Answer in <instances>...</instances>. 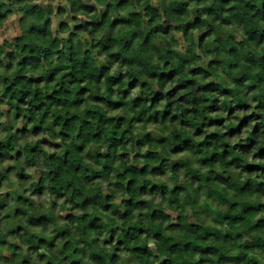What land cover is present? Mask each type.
<instances>
[{
  "label": "trees",
  "instance_id": "1",
  "mask_svg": "<svg viewBox=\"0 0 264 264\" xmlns=\"http://www.w3.org/2000/svg\"><path fill=\"white\" fill-rule=\"evenodd\" d=\"M197 3L205 2V0H196ZM72 4V11H78L80 9L85 10L86 12H95V7L91 6V0H70ZM130 3V0H118L117 7H123ZM9 5L6 6L3 3V0H0V33L4 35L8 28V25L12 29H17L22 33L13 44H9L5 41L7 48L11 51H5V47H0V67L5 68L6 70H11L13 66V61L18 60L21 71L27 70L29 68L36 69L39 67L47 66L48 69H51V66L57 62H60L59 66H63L68 61H72V67L74 74L77 78L88 79V78H97L99 82V77L101 72L97 70L95 62L86 56L82 51L84 46L91 48L99 47L101 48V53L108 51L112 46H118L120 49V54L111 56L112 60H121L124 57V63H140L142 58L140 56V48L134 47L137 40L149 44L150 47L158 46L159 51L167 53V48L165 47V41L163 37H167L174 29L180 31L183 29L184 36L189 37V32L193 28L202 27L206 25L209 29L208 32H204L200 35L198 43L195 41L192 42V47H189L186 50L184 55L176 54L180 56L182 61H191L193 59L199 60L200 57L196 56L193 52V48L199 47L208 53L209 49H212L214 55V60L211 64L207 65V71L205 67L198 68L193 75L197 73H203V78L212 75L215 76L218 70H227L229 65L233 68L236 67L234 61L244 58L251 60L254 66L260 68V72L255 75H249L247 72L239 74H233V79L238 84L239 88L245 89L243 93H234L233 91L224 88L222 84L210 83L207 87L200 88L198 87V82L196 80L188 81L184 83L181 81L180 87L173 89L169 93H163L162 91L152 90L151 92L137 97L135 100L131 101L129 105H125L123 102L119 104H112L110 101L109 107H131L132 110L140 108L141 111L137 113V116L140 118L137 122H145L144 116L147 113H152V109L156 107L160 100L165 98L171 101V98L180 91V88H189L193 92L188 95L181 97L178 103L183 101H188L190 103H198L199 100L195 99L196 92H207V93H216L219 92L221 96H232L236 95L237 99L235 101L236 107L232 108L230 105L221 106V103L218 99L215 102L205 109L204 111L210 113H219L221 111H227L229 118H231L236 111H249L251 108L250 104L244 103L240 100V95H243L246 99L248 94L257 91L258 95L251 97L253 102L258 101L256 109L252 110V115L244 117L241 121L239 127L230 128L227 133L224 135L212 134L208 136V141L203 146H197L193 143L191 139L185 135L183 139L181 137H176L173 140L169 137L167 140H159V143L167 145L168 148H172L174 151H184L192 150L196 154H199L203 149L211 148L213 142L217 147L221 146V142L235 135H239L243 132L244 128L252 121L257 120L260 123H257L254 128L251 136L249 137L248 142L241 143L237 145L236 148L239 149L240 153L243 156H247L248 153L252 151L253 148H257V153L254 159H264V58H257L252 56L249 53L246 57H241V53L237 49H244L245 46L255 45L257 48L261 44H264V28H261V25L264 24V0H216L214 6L210 9H204L200 15L207 13L209 16L214 17L215 19L212 23H208L195 16L191 22L188 23H174V19H177V16L174 14H183L186 12V6L184 3H180L174 9L163 8L161 6L158 11L156 8H152L150 11H147L145 15L152 16L154 19H158L161 16L167 17L164 20L163 24H158L156 27H151L150 22L145 23L143 19L139 16L133 15L129 19L117 18L115 21H109L107 13L101 14L96 18L92 23H81L76 25L75 30L72 33V38H75V33L79 31H88L92 30L90 33H94L100 30L105 25H109L108 30L105 32L104 39L97 42L95 40L85 41L81 44L77 41L75 44H72L71 40L69 41H56L52 38V30L50 28L51 19H45V14L47 13L50 16L51 9L44 8L40 5H33L31 0H9ZM16 5H23L22 7L17 8ZM229 5H234L229 7ZM66 9L60 8L59 12L62 14ZM23 12L24 17H18L16 21H9V17L13 13ZM228 14L227 16L225 14ZM29 17H35L36 23L27 22ZM75 19V16L71 17ZM218 19L222 24L231 23L236 21L240 25L245 27V35L248 39L239 37L237 35H231L223 31L221 28L215 26V20ZM5 21H8L6 24ZM40 21H44L42 24ZM27 22V23H26ZM117 23L121 24H135L139 29L141 24H144V28L141 31H132L126 33L122 38L116 40L112 39L111 30L115 28ZM68 28V23L66 21H61L57 31H62ZM213 32L216 34V41L213 44H205V40L208 37H211ZM28 40L27 45H23L22 41ZM37 41L47 47L37 46ZM59 44H63V49L59 48ZM231 57V59L229 58ZM56 58V59H54ZM167 68L168 65H165ZM182 66H177L175 63L172 64V70L168 72H162L159 69H148L149 73L155 77L159 75L161 80V88L164 84L172 80L176 75L182 72ZM108 69H104V73H107ZM51 82V76L45 77ZM44 79V78H42ZM123 79L121 75L120 80ZM120 80L113 81V83H120ZM246 81H251V83H246ZM42 80H27L21 79L19 76L14 80L11 86L6 90L3 96H0V104H3L5 99L17 100L18 104H29L30 110L33 113L32 119H28L27 123H32V120L35 119V113L40 111L43 108L51 110L53 104H64L69 112L67 115L57 118L54 125L45 127L43 125V119L38 123V126H35L31 134L39 135L41 132H50L52 127L60 126L65 131L61 132V135L64 138V141L72 140L71 148V158L67 160H60L56 156H48L47 153H42L39 149L34 148L31 152H27L26 149H20L16 151V147L20 139L25 138L29 135V129L27 124L23 125L21 128L17 129L16 134L11 136L7 144L0 143V164H3L5 160L15 159L19 161L21 157L25 158V161L28 166L36 164L40 155L45 157V166L50 170L54 171V175L45 174L41 177L39 184H33V195L43 196L45 191H49L55 197V200L52 202L51 209L45 211L42 206H37L35 202L30 199H26L19 191H13L4 195H0V262L2 264H16V261L21 260L22 264H39V261H44L47 257L44 254L39 253L41 247H45L47 251H52L56 249V240L61 238H67L63 249L60 251L59 256H63L64 259L60 260L59 256H53L52 260L48 261V264H85V261H90V264H116V261L120 260V257L115 254H109L104 248L100 247L99 236L103 235L105 231L109 233L110 239L104 241L105 245L111 244L113 241H117V247L115 252H119L122 249L124 251H133L135 255L131 259H126L122 261V264H264V237H252L245 244H238L240 236L235 232H230L228 235H221L220 231L209 230L207 228L201 230V225L205 223L204 220L196 217L194 221L190 223L191 218L184 217H168L165 216L163 211H154L151 212L147 217L145 216H133L132 213L136 208L143 207H152V202H142V196H151L153 199L155 197H166L170 202L178 200L179 197L177 193L184 191L185 188L188 189L189 196L191 199L195 193V189L191 188L189 184H185L183 187H177L176 191L172 194H169V191L166 186L160 182H153V186H149L144 182L141 177L144 174L149 173V168L146 166L140 168L138 166H133L127 169L124 177L121 178L120 182L116 185H111L110 187L124 188L131 195V199L125 200L124 203L120 206L109 204L108 200L112 199L111 196L104 197L102 195L97 196L96 190H90L86 192L79 191L80 184L78 183L71 193L66 187L68 183L67 175L68 173H74L77 170V157L78 153L83 151V144L79 147L77 146V140H82L85 144L92 138L89 134L93 133L97 129L103 130L104 123L112 124L111 121L104 122L102 118L99 117L96 113H91L92 123L89 126L87 122L82 121L83 127L87 129V132H83L80 124L74 122L75 120H80L78 113L71 112L72 108H77L82 101L79 99L74 100L71 104L66 95L54 94L53 96H45L41 98L39 94L35 95L32 100H29L28 97L32 95L30 91L31 84H39ZM0 83H7V81L0 78ZM141 83L139 80L133 79L132 82L127 86L129 92L125 95H130V90L135 87L136 84ZM17 85L21 86L22 90L13 91L17 88ZM147 87V85H142ZM123 87V86H122ZM28 90V91H24ZM87 89L81 90V95L86 92ZM8 93H11L9 98ZM203 99V98H200ZM207 102V101H205ZM172 104L169 103L168 108L171 109ZM3 115V113H0ZM8 115L11 116V112H8ZM48 112L44 113V119L47 118ZM171 115L170 112H166L161 116L159 113H152L149 119H157V122L162 123L168 119V116ZM191 115L192 119H186L185 117ZM203 112H198L197 108L187 110L184 113V116L173 115L172 122H175L177 119L181 120V123L185 127H194L196 129L197 135L205 134L203 132L204 127L217 126L223 128L225 120L221 117H209L203 120V123L200 122V117H203ZM20 117L19 109L16 119ZM123 118L120 120V124H123ZM113 129L119 127V125L113 124ZM130 124L128 128H130ZM14 127L11 122L9 124H0V133L2 132H11ZM77 130L82 131L80 137H75L74 133ZM126 136V131L119 133L118 137H113L109 140L108 136H105L103 141H100L97 138V143L107 144L110 143L111 147L108 150V153L103 156H99L98 162L100 160H106L113 162L117 159V149L123 144L125 147L128 143L133 144V150H136L139 147H142L146 142H152V136L146 137H132L130 139H124ZM179 141V144H177ZM40 143L46 144L51 148H68L67 144H57L54 140L45 139ZM225 147V152L223 154L213 155L211 152L205 150L204 155L208 157L206 160L200 161V163L205 165H215L219 162L221 165H228L227 156L232 155L235 157V150L228 152L227 149L231 147L230 145H223ZM167 150V149H165ZM15 153V155H13ZM32 153H35L33 155ZM121 159H126V157H120ZM139 154H137L136 159L138 160ZM147 161L152 166V171L150 174L158 175L163 177L168 171H171L174 174V177L178 178L181 174V168L185 167L186 162L181 161L179 163L170 162L164 160L161 154L155 152H149L145 157ZM49 161H55V163H49ZM159 163V166L156 164ZM233 163H236L238 167L244 168L246 172H264V167L256 166L252 164H247L246 159L242 161L233 160ZM15 172L20 181H28L32 179L30 176L23 174V169L20 167H10L5 169L4 172H0V187L4 186V181L8 179L9 174ZM130 173V174H128ZM186 176H192V183L199 180L200 177L192 174L190 171L184 173ZM109 171L105 169L101 172H94L92 176L88 175L87 170L81 173V178L88 183H91L92 180H105L108 179ZM61 176H64V179H61ZM219 179L223 180L225 183H228V180H225L223 176H220ZM45 180L48 181L45 185ZM159 184V186H155ZM143 185V187H142ZM11 187V185H9ZM23 185L21 184L20 187ZM214 185H207V189H210ZM237 188H246L248 192H259L264 196V184L254 185L252 181H249L247 185L242 186L238 177L231 180L229 187ZM240 195V192L237 193ZM65 196L68 197L70 203H74L75 207L87 208L89 205H93L98 209H103L105 213L111 212L113 215H118L120 219L124 222L125 231H121L119 228H112L110 222L108 224L103 223V217H77L71 214H68L64 217L55 216L54 210L58 206L56 201L63 199ZM82 197V198H81ZM94 197V198H90ZM15 198L17 203V208L13 213L8 214L7 216L3 215V211L8 207V201ZM219 198V197H218ZM264 208V205L254 208L251 211L256 212ZM245 213L248 212L246 208ZM24 217H27V224L32 227H43L44 231H47L49 225L55 224L58 219H64L69 222V225L63 229H57L56 238L54 240L39 239L37 237H32L29 234L27 228L23 226ZM220 217L228 218L232 221L237 219H244L245 216L240 213L233 214L232 211L224 210L220 213ZM19 218V219H17ZM5 220H11L12 224L7 226V228L2 227ZM179 220V223L176 222ZM167 221L169 223L170 229H180L182 231L186 230L190 237L195 239L178 238L173 240L161 233V228L163 223ZM79 223V227L72 228L71 225ZM231 227V225H229ZM256 228H264V218H262L259 223L255 226ZM255 228H252L243 235H250L251 231H254ZM228 232V229L224 230ZM119 233V235H117ZM80 236L81 239L76 240V236ZM147 235L148 238H156L160 241L157 250L150 251L146 246L129 248V245L132 243L139 242L140 245H144L145 241L142 240V237ZM215 236L213 245L198 244L196 241H206L209 237ZM9 237L19 238L21 241L20 245L13 244L9 242ZM95 237V238H94ZM23 244H28L29 247L25 252L22 248ZM79 244H84V248L78 247ZM7 248L10 255H5L3 249ZM239 248V253L235 256L228 255L227 253L236 250ZM199 252L202 257L213 256L216 257L215 260L211 259H201L199 262L194 261L195 254ZM36 257L34 260L33 258ZM160 257H165V259H160Z\"/></svg>",
  "mask_w": 264,
  "mask_h": 264
},
{
  "label": "clouds",
  "instance_id": "2",
  "mask_svg": "<svg viewBox=\"0 0 264 264\" xmlns=\"http://www.w3.org/2000/svg\"><path fill=\"white\" fill-rule=\"evenodd\" d=\"M33 5H40L44 8L51 9L50 16L46 13L45 19H51L50 28L52 30V38L56 41H69L71 40L72 44H75L79 41L81 44L85 41L95 40L97 42L104 39L105 32L108 30L109 25H105L100 30L96 31L94 35H91V29L88 31H79L75 33V38H72V33L75 30L76 25L81 23H92L96 18L101 14L107 13L109 21H115L118 17L129 19L131 16L136 15L145 21V23L151 24V27H156L158 24H163L164 20L167 17L161 16L158 19H154L152 16L145 15L147 11H150L152 8H156L158 11L161 6L163 8L174 9L178 4L184 3L186 6V12L183 14H174L177 16V19H174V23H188L191 22L195 16L208 23H212L215 19L212 16H209L207 13L200 15L204 9H210L214 6L216 0H205V2L197 3L196 0H130V3L123 6L117 7L118 0H91V6L95 7V12H86L83 9L78 11H72V4L70 0H31ZM87 2V0H85ZM3 3L6 6L9 5V0H3ZM23 5H16L17 8L22 7ZM234 5H229L232 7ZM60 8L66 9L62 14L59 12ZM23 12L13 13L9 17V21H16L18 17H24ZM228 15L227 13L225 14ZM75 16V19L71 17ZM61 21H66L68 23V28L57 31L58 26ZM31 23H36L35 17H29ZM26 22V23H27ZM44 21H40L42 24ZM7 24L8 21H5ZM215 26L221 28L223 31H226L231 35H237L243 37L245 40L248 37L245 35L244 25L238 24L236 21L231 23L222 24L218 19L215 20ZM144 28V24L140 25L138 29L135 24H121L117 23L115 28L111 30L112 39L116 40L122 38L126 33L132 31H141ZM261 28H264V24L261 25ZM209 29L206 25L202 27L193 28L189 32V37L184 36V31H176L175 29L169 33L167 37H163L165 41V47L167 48V53L159 51L158 46L150 47L149 44H145L142 41L137 40L134 47L140 48V56L142 62L140 63H124V57L121 60H112L111 56L119 55L120 49L118 46H112L108 51L101 53V48L95 47L91 48L84 46L82 51L86 54L87 57L91 58L96 65L98 71L101 72L99 77V82L97 78H88L82 79L77 78L74 74L72 61H68L63 66H59L60 62L57 60L51 66L49 70L47 66L39 67L36 69H27L21 71L19 66V61H13V66L11 70H6L3 67H0V78L7 81V83H0V96H3L6 90L11 86L12 82L17 79L19 76L21 79L27 80H42L39 84H31L30 91L32 95L28 97L29 100H32L33 97L37 94L41 98L45 96H53L54 94L66 95L71 104L74 100L79 99L82 103L79 104L78 109L72 108L71 112L78 113L80 120H75L77 124H80L83 132H87V129L83 127L82 121L87 122L90 126L92 123L91 113H96L99 117L102 118V121L107 122L111 121L112 124L104 123V129H97L89 135L92 137L86 144L82 140H77V146L79 147L83 144V151L78 153L77 157V170L74 173H68L67 179L68 183L66 187L71 193L72 189L76 185L80 184L79 191L86 192L90 190H96L97 196L108 197L111 196L112 199L108 200L109 204H114L120 206L124 203L125 200L131 199L130 193H128L124 188L110 187L111 185H116L120 182L121 178L124 177L127 173V169L133 166H138L140 168L148 167L149 173L144 174L141 179L146 182L149 186H153V182H160L167 187L169 194H172L176 191L177 187H183L185 184L195 189V193L191 199L188 198L189 193L188 189L185 188L184 191L177 193L179 197L178 200L169 201L166 197H153L151 196H142L140 199L142 202H152V207H143L136 208L132 213L133 216H145L147 217L151 212L154 211H163L165 216L168 217H184L191 218L190 223L195 220L196 217L204 220L205 223L202 224L201 230L207 228L209 230L220 231L221 235H228L230 232H235L240 236L238 244H245L252 237H264V228H256L255 226L259 221L264 218V208L261 210L252 212L254 208H258L261 205H264V196L259 192H248L246 188H237L235 186L229 187L231 180L238 177L240 184L245 186L249 181H252L254 185L264 184V172H246L244 171L243 166L238 167L236 163H233V160L247 161V164H252L256 166L264 167V159H259L254 157L257 153V148H253L247 156H243L239 149L236 148L237 145H240L242 142L247 143L249 137L251 136L254 128L257 123L260 121L252 120L239 135L232 136L221 142V146L217 147L213 142L211 148L203 149L199 154H196L192 150L184 151H174L172 148H168L167 145L159 143V140H167L171 137L173 140L176 137H183L186 135L188 139H191L194 144L197 146H203L208 141V136L212 134L224 135L229 131L230 128L239 127L241 121L246 116L252 115V110L256 109L258 101L253 102L251 97L258 95V90L253 91L248 94L246 99L243 95H240V100L244 103L250 104L251 108L249 111H236L233 116L229 118L227 111H221L219 113H210L204 111L210 107L216 99L221 103V106L230 105L232 108L236 107V95L232 96H221L219 92L216 93H207V92H196L195 99L199 100L198 103H190L188 101H180L181 97L190 95L193 90L189 88H180V91L169 99L165 98L160 100L155 108L152 109V113H159L163 116L164 113L170 112L171 115L168 116V119L162 123L157 122V119H149L152 113H147L144 116L145 122H137L140 118L137 116V113L141 111L140 108L132 110L131 107H109L108 101L112 104H119L123 102L126 106L130 104L131 101L135 100L137 97L143 96L152 90L162 91L163 93H169L173 89L180 87L181 81L187 83L188 81L196 80L198 82V87L204 88L207 87L210 83L222 84L224 88H227L234 93H243L245 89L239 88L238 84L233 79V74L239 76L241 73L247 72L249 75L255 76L260 72L258 66H254L253 62L248 59L240 58L236 61V67L229 65L227 70H218L215 76L209 75L207 78H203V73H193L200 67H205L207 71V65L211 64L214 60V55L212 49L208 50L206 53L203 49L199 47L193 48V52L196 56H199V60L182 61L179 55H184L186 50L189 47H192V42L195 41L198 43L199 37L202 33L208 32ZM22 33L17 29L9 28L7 33L0 35V47H5V51H11L5 45V41L9 44H13L14 41L21 36ZM216 34L213 32L211 37H208L205 40V44H213L216 41ZM28 40L22 41L23 45H27ZM37 46L47 47V45L41 44L39 41L36 42ZM64 45L59 44V48L63 49ZM241 53V57H246L251 53L252 56L257 58H264V44H261L259 48L255 45L245 46L244 49H237ZM231 59V57H229ZM56 59V58H54ZM175 63L177 66H182V72L176 75L172 80L167 81L164 86L161 88V80L159 75H153L149 73L148 69H159L162 72H168L172 70V64ZM165 65H168L166 68ZM107 68V73H104V69ZM121 75L123 79L120 80ZM51 76V82L45 77ZM44 78V79H42ZM133 79L139 80L141 83L135 85L134 88L130 90V95H123L129 92L128 85L132 82ZM120 80V83H113V81ZM246 83H251V81H246ZM142 85H147L143 87ZM123 86V87H122ZM87 89L81 95V90ZM22 90L20 85H17L16 89L13 91ZM28 91V90H24ZM9 98L11 93H8ZM203 98V99H200ZM207 101V102H205ZM169 103L172 104L171 109L168 108ZM197 108L198 112H203L204 116L200 117V122L203 123L205 118L209 117H221L226 122L223 126L217 127H204L203 135H197L196 129L194 127H185L180 119H177L175 122H172V116L178 115L183 117L185 111ZM18 109L20 117L17 120ZM11 112V116L8 115V112ZM48 112L47 118L44 119V113ZM69 109L64 104H53L51 110L43 108L40 111L35 113V119L32 120V123H27L28 119H32L33 113L30 110L29 104H18L17 100L5 99L3 104H0V124H11L14 125L11 132H2L0 133V143L7 144L11 136L16 134L17 129L21 128L23 125L27 124L29 129V135L25 138L20 139L16 147V151L20 149H26L27 152H31L32 149L37 148L42 151V153H47L48 156H56L60 160H67L71 158V148L72 140L64 141L63 136L61 135L62 131H65L60 126H55L51 128L50 132H41L39 135L31 134L35 126H38V123L43 119V125L49 127L55 124L57 118L67 115ZM123 118L124 123L120 124V120ZM186 119L191 120L192 116L189 115L185 117ZM113 124L119 125V127L113 129ZM131 125L128 128V125ZM126 131V136L124 139H130L132 137H146L151 135L152 142H146L142 147L133 150V144L128 143L125 147L121 144L117 149V159L110 162L106 160H100L98 162L99 156L106 155L109 148L111 147L110 143L101 144L97 143V138L100 141H103L105 136H108L109 140L113 137H118L119 133ZM75 137H80L82 135L81 130H77L74 133ZM49 139L54 140L57 144H67L68 148L61 147L51 148L46 144L40 143L41 141ZM179 144V141H177ZM230 145L227 149L228 152L235 150V157L232 155L227 156L228 165H221L217 162L215 165H205L200 163L202 160L208 159L204 155V151L207 150L213 155L223 154L225 152V147L223 145ZM167 149V150H165ZM149 152H155L161 154L164 160L170 162L179 163L185 161V167L181 168V174L178 178L174 177V174L171 171H168L163 177L158 175L150 174L152 171V166L145 159ZM35 155V153H32ZM137 154H139V159L137 160ZM15 155V153H13ZM120 157H126V159H121ZM45 157L40 155L38 162L31 166H28L25 158L21 157L19 161L5 160L3 164H0V172H4L5 169L10 167L16 168L20 167L23 169V174L26 176L32 177L28 181H20L15 172L9 174L8 179L4 181V186L0 187V195H4L13 191H19L26 199H30L35 202L37 206H42L45 211L51 209L52 202L55 200L53 194L49 191H45L43 196L33 195V184H39L41 177L45 174L54 175L55 172L50 170L45 166ZM49 163H55V161H49ZM159 166V163L156 164ZM105 169L109 171L108 179L105 180H92L91 183L83 180L81 178V173L87 170L88 175L92 176L94 172H103ZM190 171L192 174L200 177L199 180L192 183V176H186L184 173ZM130 174V173H128ZM220 176H223L225 180H228V183H225L223 180L219 179ZM64 176H61V179H64ZM48 181L45 180V185ZM23 185L20 187V185ZM11 185V187L9 186ZM207 185H214L210 189H207ZM159 186V184L155 185ZM143 187V185H142ZM240 192L238 196L237 193ZM219 197V198H218ZM82 198V197H81ZM94 198V197H90ZM68 197L65 196L63 199L56 201L58 206L54 210V215L59 217H64L68 214L77 216V217H103V223H111L112 228H119L121 231H125L124 222L120 219L118 215H113L111 212L105 213L103 209H98L93 205H89L87 208L75 207L74 203L67 202ZM17 203L15 198L8 201V207L4 209L3 215L7 216L10 213H13L17 208ZM248 209V212L245 213V209ZM231 210L233 214L240 213L245 216L244 219H237L232 221L228 218L218 217L220 213L224 210ZM19 219V218H17ZM27 217H24L23 226L28 229L30 236L37 237L39 239H47L49 241L56 238L57 229H63L69 225V222L64 219H58L55 224L49 225L47 231H44L43 227H32L27 224ZM179 223V220H176ZM11 220H5L2 227L7 228L11 225ZM231 225V227H229ZM71 227H79V223L72 224ZM255 228L254 231L250 232V235H243L244 232ZM228 229V232L224 230ZM161 233L173 240L178 238L188 237L189 239L194 240V237H190L186 230L182 231L180 229H170L169 223L165 221L161 228ZM119 235V233L117 234ZM95 238V237H94ZM9 242L13 244L20 245L21 241L19 238L9 237ZM81 239L80 236H76V240ZM110 239L109 233L105 231L103 235L99 236L100 247L104 248L110 255L115 254L120 257V260L116 261V264H122V261L126 259H131L135 253L131 250L124 251L123 249L119 252H115L118 242L113 241L111 244L105 245L104 241ZM67 238H61L56 240V249L52 251H47L45 247H41L39 253L44 254L47 259L44 261H39V264H48L49 260L53 259V256H59L60 251L63 249L64 244ZM142 240L145 241L144 245H140L139 242H133L132 245H129V248L146 246L150 251H155L160 244L156 238H148L147 235L142 237ZM215 236L209 237L206 241H196L198 244L213 245ZM28 244H23L22 248L26 252L28 249ZM78 247L84 248V244H79ZM5 255H10L7 248L3 249ZM239 253V248L234 251L227 253L228 255L235 256ZM34 260L36 257L33 258ZM60 260H63V256H59ZM160 259H165V257H160ZM201 259H211L215 260L216 257L208 256L202 257L199 252L194 256V261L199 262ZM2 264V262H0ZM16 264H22L21 260H17ZM58 264V262H57ZM85 264H90V261H85ZM159 264V260H157Z\"/></svg>",
  "mask_w": 264,
  "mask_h": 264
},
{
  "label": "rangeland",
  "instance_id": "3",
  "mask_svg": "<svg viewBox=\"0 0 264 264\" xmlns=\"http://www.w3.org/2000/svg\"><path fill=\"white\" fill-rule=\"evenodd\" d=\"M9 25H10V24H9ZM9 25H8V28H7V30H6V33H7L8 29H9V28H11ZM6 33H5V34H6ZM0 35H1V33H0Z\"/></svg>",
  "mask_w": 264,
  "mask_h": 264
}]
</instances>
